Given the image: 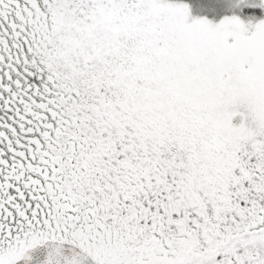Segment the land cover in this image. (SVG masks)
Masks as SVG:
<instances>
[{
  "label": "snow or ice",
  "instance_id": "obj_1",
  "mask_svg": "<svg viewBox=\"0 0 264 264\" xmlns=\"http://www.w3.org/2000/svg\"><path fill=\"white\" fill-rule=\"evenodd\" d=\"M211 2L0 0V264H264V0Z\"/></svg>",
  "mask_w": 264,
  "mask_h": 264
},
{
  "label": "trees",
  "instance_id": "obj_2",
  "mask_svg": "<svg viewBox=\"0 0 264 264\" xmlns=\"http://www.w3.org/2000/svg\"><path fill=\"white\" fill-rule=\"evenodd\" d=\"M190 3H192L193 13L196 15H208L212 17L216 11H220V9L210 5L212 3L210 0H190ZM214 8L215 11H213Z\"/></svg>",
  "mask_w": 264,
  "mask_h": 264
},
{
  "label": "rangeland",
  "instance_id": "obj_3",
  "mask_svg": "<svg viewBox=\"0 0 264 264\" xmlns=\"http://www.w3.org/2000/svg\"><path fill=\"white\" fill-rule=\"evenodd\" d=\"M211 1V0H210ZM210 5H212V6H214V7H216V8H218L219 9V7L218 6H215L213 3H210ZM219 11H216V13H218ZM215 13V14H216ZM194 14V13H193Z\"/></svg>",
  "mask_w": 264,
  "mask_h": 264
},
{
  "label": "water",
  "instance_id": "obj_4",
  "mask_svg": "<svg viewBox=\"0 0 264 264\" xmlns=\"http://www.w3.org/2000/svg\"><path fill=\"white\" fill-rule=\"evenodd\" d=\"M35 255H37V256H38L39 254L37 253V254H35Z\"/></svg>",
  "mask_w": 264,
  "mask_h": 264
}]
</instances>
